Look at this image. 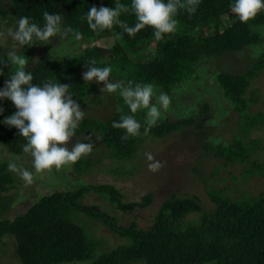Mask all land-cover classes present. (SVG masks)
<instances>
[{
    "label": "trees",
    "instance_id": "1",
    "mask_svg": "<svg viewBox=\"0 0 264 264\" xmlns=\"http://www.w3.org/2000/svg\"><path fill=\"white\" fill-rule=\"evenodd\" d=\"M120 2L129 7L131 5V0ZM231 3L233 0H201L195 14L189 15L181 10L176 17L179 21L177 31L161 40H156L153 29L148 27L135 36L125 33L121 38H117V34L122 32L119 27L92 31L87 24V11L92 6L114 8L115 0H10L9 8L0 6V21L9 19L12 23L21 16H27L43 26V12L48 11L63 17L65 38L75 39L73 32L67 31L69 28L81 32L83 38L78 42H85V48L70 57L53 60L40 53L50 47L55 37L47 42H36L33 47L21 46L17 54H24L29 60L26 70L33 74L34 84L57 80L69 85L73 99L83 104L94 91L90 82L83 79V73L87 71L85 63L92 58L97 61V66L112 68L110 80L152 83L170 95L172 89L195 74L197 65L204 58L229 56L246 47L264 43V38L256 31L264 27V12L254 20L242 23L230 11ZM120 19L130 26L136 23L131 13L122 14ZM104 38L111 41L108 47L101 45L100 40ZM92 42L100 45L89 46ZM6 59L0 47V62ZM263 70L264 52L243 73L216 74L222 96L233 105L239 118L248 105L253 104L246 96L252 93L249 91L252 82ZM0 72H3L0 75V89H3L12 74L11 66L0 64ZM117 96L119 99H116L115 105L120 103L116 106L117 111L104 120L85 117L74 138L87 142L88 137L97 136L109 154L108 159L117 164L110 167L112 174L116 175L123 168L124 173L118 175L126 176V165L131 166V170L135 168L130 162L136 158L145 135L142 127L139 136L121 140L124 130L113 128L112 123L118 122L121 115L132 113L119 93ZM205 108L208 110L207 103L202 106V109ZM0 110V150H4L10 161H14L25 154L22 145L26 140L20 136L18 129L3 123L16 111L12 102L0 100ZM199 113L201 115V110ZM145 114H135L142 124ZM251 117L256 120L257 115ZM172 119L159 120L145 137L161 139L192 125L196 126V131L193 130L195 135L204 133L202 123L195 119L194 112L183 119ZM257 124L260 123L251 125L252 130ZM255 143L253 152L258 150L254 148ZM220 146L205 143L202 147L207 153L225 159L227 164L250 162L247 149L237 144L233 149ZM81 159L90 164L88 168L91 167L93 161L90 158H80V162ZM8 163L0 161V237L10 236L13 239L14 256L20 264H264V191L257 196L233 200L220 191L206 187L211 209H206L197 197L173 193L160 202L151 226L145 229L134 221L122 225L121 217L112 211L124 214L144 209L152 203L151 194L145 195L140 202H127L122 192L112 184L84 183V170H76L78 163H74L69 171L68 180L71 182L66 183L70 188L61 189L58 186L48 190L46 187V192L35 191L27 208L13 214L15 207L28 195L20 196L16 192L8 199L2 196L15 191L18 186L14 173L8 171ZM255 165L257 163L253 161L252 167ZM90 194H97L103 199L107 203L106 208L83 203L82 200ZM74 212L90 218L85 229L73 221ZM95 227L105 228L114 237L115 243L105 247L104 240L94 237L93 231H98ZM100 247L104 252L97 251Z\"/></svg>",
    "mask_w": 264,
    "mask_h": 264
},
{
    "label": "rangeland",
    "instance_id": "2",
    "mask_svg": "<svg viewBox=\"0 0 264 264\" xmlns=\"http://www.w3.org/2000/svg\"><path fill=\"white\" fill-rule=\"evenodd\" d=\"M9 1L0 0V6L9 8ZM16 22L9 23V19L0 21V33H4L3 36H0V47L3 54L11 50L18 53L20 50L21 46L7 36V29L9 27L15 28ZM256 31L261 38H264V27H259ZM100 42L102 47H108L111 43L109 38L101 39ZM85 45L86 43L83 41L78 42L75 39L65 38L63 33L55 37L50 47L46 50L43 49L40 53L47 58L59 60L78 54L85 48ZM97 45L100 44L92 42L89 46ZM262 52H264V43L246 47L241 52L229 56L204 58L199 62L195 74L190 79L178 88L172 89L170 95L165 93L170 96L171 104L167 111L162 110V120L183 119L189 117V115L191 116L194 112L195 119L202 123L204 133L203 135H195L196 132L193 130L196 126L192 125L183 128L182 132L170 134L161 139H148L142 135L144 137L140 142L137 156L130 162L135 168L131 170V166L126 165L127 168L124 169L128 170L125 172V175H128H118V173H124L123 168L116 172V175H113L110 167L117 164L108 159L109 154L98 137L94 136L90 141L87 140V142L93 144L94 150L91 154L82 158H90L93 161L92 165L88 168L90 164L82 159L81 162L80 160L76 162L78 163L76 170L79 171L78 168H81V171L84 170L82 172L84 180L81 177L84 183L86 181V183L93 185L112 184L122 192L124 200L127 202H140L145 195H152V203L144 209L138 208L133 212L124 214L113 210L112 212L117 217H121L120 223L122 225L134 221L139 227L148 229L160 202L173 193L179 196L197 197L206 209H211L212 203L208 199L206 187L220 191L222 195L233 200L257 196L264 191V70L252 82L249 89L252 93L246 97L247 99L249 97L250 102L253 104L248 105L245 113L240 118L234 111L233 105L222 96L221 89L216 81V74L220 72L243 73ZM35 58H37V55ZM92 83L96 85H92ZM92 83L90 82V85L94 91L89 94L83 104H80V107L85 111V117L104 120L117 111L120 104L118 102L115 105L116 99H119L118 92L111 94L106 91L101 92L100 89L104 85L95 81ZM155 88L157 95L164 93L160 88ZM205 103L208 105V110L206 108L202 109ZM141 112L146 113V110H140L138 114ZM257 112L259 113L257 114ZM252 115H257L256 120L251 117ZM255 122L260 124H257L255 129L252 130L251 125ZM77 140L80 141V138H73L69 143V148ZM254 141L257 142L254 148H258L255 152L252 151ZM205 143L221 145L220 147L224 149H233V146L236 147L237 144V146L247 149L248 153L250 152V162L227 164L225 159L217 158L203 150L202 146ZM145 153H151L156 160L165 163V166L159 171H150L148 169L150 162L147 160ZM10 159L4 150H0V161H10ZM14 161H18V163L33 171L34 182L28 184L17 174H14V180L18 182L17 188L15 191H10L2 196L8 199L18 192L20 196L28 195V197L15 207L13 214L17 210L22 212L27 208L28 204L33 201L35 191L46 192L47 190L44 189L46 187L48 190H54L58 186L61 189L64 187L70 188L69 183L66 182H71L68 180V175L70 169L73 168V164L55 169L54 172L59 173L56 176L52 170L35 172L32 168V158L28 154L17 157ZM253 161L257 165L252 167ZM251 167L252 171H250ZM79 183L83 182L80 181ZM82 202L99 205L102 209L107 206V203L97 194L87 195ZM72 217L73 221L83 228L84 226L86 228V224L91 221L89 217L79 212H74ZM96 229L98 231H93L95 233L94 237L97 236V238L104 240L105 247L115 243L114 237L105 228ZM12 242L13 239L10 236L0 237V264H20L14 256ZM99 249L98 252L103 250L101 247Z\"/></svg>",
    "mask_w": 264,
    "mask_h": 264
},
{
    "label": "clouds",
    "instance_id": "3",
    "mask_svg": "<svg viewBox=\"0 0 264 264\" xmlns=\"http://www.w3.org/2000/svg\"><path fill=\"white\" fill-rule=\"evenodd\" d=\"M201 0H131L130 7L120 0H115L114 8L92 6L87 11L86 20L88 27L94 31L112 30L114 27L122 29L117 34L132 37L146 27L153 29L156 40H161L165 35L177 31L179 21L176 18L181 10L189 15L195 14ZM230 11L242 23L254 20L257 15L264 12V0H233L229 5ZM131 13L136 18V23L130 26L120 19L122 14ZM44 24L38 25L27 16H21L15 28L7 29V36L19 46H35L36 42H47L53 37L64 33L62 29L63 17L60 14L43 12ZM75 40L83 38V34L73 29ZM4 33H0L3 36ZM6 61L0 62L11 66V76L0 89V100L7 99L15 106L16 111L7 117L3 123L18 129L19 134L26 140L22 151L32 158V168L40 173L52 169H61L76 163L83 156L93 152L91 142H77L69 148V143L75 137L80 122L85 117V111L73 99L70 86L59 81L48 80L42 84H34L33 74L27 71L28 59L19 55L15 50L7 51ZM87 71L83 73L85 82L102 83L101 92L119 93L123 103L128 107L131 115L123 114L118 122L114 121L112 127L124 130L121 140L136 137L141 134L146 136L150 130L161 120L162 110L167 111L171 98L165 93L157 95L155 85L152 83H136L134 81L110 80L112 68L110 66H97V61L92 58L85 63ZM3 75V72H0ZM119 110V109H118ZM146 110L143 124L136 119V113ZM2 111V110H0ZM91 137H88V141ZM148 169L152 172L159 171L165 166L154 158L151 153H145ZM8 171L17 174L26 183L34 182L33 171L16 161H9Z\"/></svg>",
    "mask_w": 264,
    "mask_h": 264
}]
</instances>
